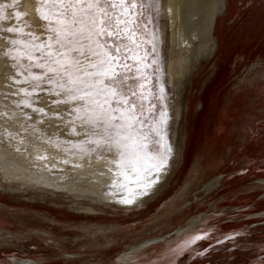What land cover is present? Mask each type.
<instances>
[{
    "label": "rangeland",
    "instance_id": "374dc122",
    "mask_svg": "<svg viewBox=\"0 0 264 264\" xmlns=\"http://www.w3.org/2000/svg\"><path fill=\"white\" fill-rule=\"evenodd\" d=\"M168 2L159 0V10H146L142 20L147 24L142 29V47L147 50L144 62L150 66L139 65L138 71L137 62L128 60L129 67L118 70L141 83L145 82L142 73L146 74L145 88L150 89L149 100L156 106L146 115L158 120L161 111L167 113L166 134L173 154L162 173H152L161 178L147 189V195H141L144 189L136 186L126 198L134 202L126 204L115 198L112 202L75 198L63 185L41 183L28 174L9 179L0 165V264L27 259L39 264H264V0H225L226 9L215 18L214 52L201 56L189 72L185 57L190 43L181 34L179 9L173 19ZM11 3L0 0V5ZM18 10L23 9H0V14H12L11 23H16ZM32 19L42 23L38 15ZM8 23L0 21V27ZM30 30L25 28V32ZM174 31L176 36H172ZM36 33L46 40L42 28H36ZM12 39L29 37L0 32L5 53L23 47L12 45ZM15 55L12 52L6 58L25 81L27 65L35 61L14 60ZM30 71L39 74L43 70L32 67ZM26 82L31 87L23 92V99L13 98L11 104L27 117L37 114L40 107L35 92L49 95L44 106L48 119L55 104L72 110L82 103H58L65 96H57L47 78L39 87L30 78ZM144 103L147 107L148 101ZM36 120L26 119L25 124L34 128ZM150 124L151 120L146 121L145 132ZM0 127L8 131L1 118ZM2 138V147L10 144ZM159 139L155 133L150 136L151 141ZM51 142L59 141L54 136ZM151 148L154 151L156 145ZM62 154L67 152L63 149ZM28 159L32 169L44 164L41 157L37 164ZM69 165L54 162L51 168L66 174L74 171ZM88 204L97 211H87ZM202 216L196 228L175 239L180 226ZM89 225H107L110 230L88 237L84 233L91 230ZM196 230L199 238L189 240ZM157 235L162 239L131 252L134 245Z\"/></svg>",
    "mask_w": 264,
    "mask_h": 264
},
{
    "label": "snow or ice",
    "instance_id": "6c2138e0",
    "mask_svg": "<svg viewBox=\"0 0 264 264\" xmlns=\"http://www.w3.org/2000/svg\"><path fill=\"white\" fill-rule=\"evenodd\" d=\"M18 7L23 10L15 11L16 23H11L12 14H0V21H9L0 27V32L21 33L29 39H12V45L23 47L10 48L5 54L15 52L14 60L35 61L27 65L25 81L30 78L36 81L35 87H39L47 78V83L54 85L56 95L63 93L65 96L64 101L58 103L81 101L73 110L84 128L85 140L74 146L84 154L101 147L112 153L115 158L110 163L117 166V180L113 186H126L125 182L135 181L144 189L141 195H147V189L161 178L152 173H162L173 154L166 134L167 113L161 111L158 120L146 115L156 107L149 100L150 89L145 88L146 74L142 73L145 82L141 83L118 70L127 69L128 60L137 62L138 71L139 65L150 66L144 62L147 50L142 47V29H146L147 24L142 20L146 10H159V0H23V3L12 0L11 4L0 5V9ZM33 11L42 23L32 19ZM167 11L171 12L172 7ZM22 17L26 19L16 26ZM25 28L32 30L25 32ZM36 28L44 30L46 40H41ZM110 38H115V42ZM152 50L155 51V44ZM32 67L43 71L34 74L30 71ZM160 92L163 100V84ZM144 101H148L147 107ZM148 120H151L150 129L145 132ZM72 132L81 135L75 127ZM152 133L160 139L151 141ZM153 143L156 145L154 151ZM88 144L95 148H87ZM148 176L151 178L146 179ZM123 202L131 204L134 201L125 199Z\"/></svg>",
    "mask_w": 264,
    "mask_h": 264
},
{
    "label": "bare ground",
    "instance_id": "6f19581e",
    "mask_svg": "<svg viewBox=\"0 0 264 264\" xmlns=\"http://www.w3.org/2000/svg\"><path fill=\"white\" fill-rule=\"evenodd\" d=\"M21 2L23 3V0H21ZM32 2H34V0H32ZM224 3L225 0H169L168 6L172 7L170 16L174 19L176 12L179 9V12L181 13V34L185 40L190 43L187 57H185V59H187L186 67L188 72L194 62L199 60L201 56L209 57L213 54L215 47V40L213 37L215 18L217 14L223 10ZM32 18H37V14L34 11L32 12ZM171 26L173 27L172 23ZM172 34V36H176L175 31L174 33L172 32ZM4 46H6V44H4ZM2 48L0 47V118L8 128V131L3 132L0 127V136L3 137L2 139H6L7 143L10 144L5 147L3 146L4 148L1 146L2 143L0 144V165L5 169L7 177L10 179L13 177L17 178V175L28 174V177L36 178L41 183L50 182L57 186L63 185L69 192L76 195L75 198L77 196L78 198L85 197V199L92 200L99 198L102 201L110 202H112L113 198L120 202L128 198L130 193L132 194V192L135 191L134 188L137 184L135 181H132L130 183L125 182L126 186H120L119 184L115 187L113 186L114 181L117 180V166L110 163V161L115 158L112 153H108L103 147H101L96 151L84 154L81 153L79 147L74 146L76 142L81 144V142H83L82 140H85V135L83 134L84 128L81 127V121H76L77 119L74 118L67 121L62 120L63 116L64 118L65 116L68 118V116L74 114L77 115L73 110L74 108L72 110H66L57 107L55 104V109L52 111V113H54L52 115L47 114L50 115L48 119V116H45L48 111L44 106L47 104L49 95H45L42 92L35 93L39 95L38 104L40 107L38 108L43 109V111L41 112L38 110L37 114L32 113L30 117L25 116V113L22 114V111L19 112L20 109L16 107V105L14 106V104H11L13 98L20 100L21 98L23 99L22 94L25 92L24 90L27 87H31V85L27 84L22 76L20 77L17 71L11 68L9 61L6 58L7 55ZM207 57L205 58L207 59ZM74 102L77 103L79 101ZM36 117L38 118L37 120ZM26 119H35L37 125L34 128L30 126L28 127L25 124ZM71 124L75 127L76 132L81 133V135H76L69 131ZM62 135H64V139H60ZM54 136L56 139L58 138L59 141L57 144H54L55 146L52 144L53 141L51 142V137L53 138ZM19 137L21 139H18ZM70 144H73V146ZM87 146L95 147V145L91 144L86 145V147ZM92 147L89 149H93ZM17 149H19V151H17ZM63 149L67 152V155L63 156ZM101 156H103L104 159H99ZM28 157L33 159L36 164L38 160L37 158L41 157L44 164L40 166L38 163L39 166L32 169ZM58 159L62 161H59ZM63 160L71 162V165L69 166L72 168L69 169L74 171H69L65 174L57 171L54 172L52 170L51 165L54 162L55 164L58 163L59 165L67 166V163H63ZM78 164L83 165V167H76ZM119 180L122 181L123 178L120 177ZM26 182V179H23V183ZM129 188L131 189V192L129 191ZM87 211L96 212L97 209L92 205H89L87 206ZM201 220H203V216L200 219L192 220L188 225L180 226L175 239H178L188 231L196 228ZM88 227L91 230L86 231L88 229L86 227L85 231L87 233H84L88 237L97 236L98 234H107L110 230V227L107 225H89ZM3 231L6 230L3 229ZM194 232L195 233L191 234L192 236H187L189 240H194L198 236L199 231L196 230ZM149 243L150 241H147L140 245H135L134 251H139L138 249L143 248ZM64 257H66V255H64ZM127 258L128 257L124 259ZM88 260H90V258ZM19 264L31 263L29 261L21 260L19 261Z\"/></svg>",
    "mask_w": 264,
    "mask_h": 264
},
{
    "label": "water",
    "instance_id": "95a60500",
    "mask_svg": "<svg viewBox=\"0 0 264 264\" xmlns=\"http://www.w3.org/2000/svg\"><path fill=\"white\" fill-rule=\"evenodd\" d=\"M226 9V7L224 6V8H223V11ZM222 11V12H223ZM218 16V15H217ZM217 16H216V18H217ZM160 238H161V236H159V235H157V236H155V237H152V238H148V239H145L144 241H142V242H140L139 244H137V245H140V244H142V243H145V242H147V241H150V243L151 242H153V241H156V240H160ZM165 239V238H164ZM149 243V244H150ZM148 245V244H147ZM135 246V245H134ZM133 249H132V251L131 252H133L134 251V247H132ZM130 252V251H129ZM130 252V253H131ZM25 261H29L31 264H39V263H37L36 261H34V260H32V259H27V260H25ZM18 264H19V262H18Z\"/></svg>",
    "mask_w": 264,
    "mask_h": 264
}]
</instances>
